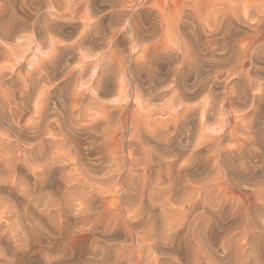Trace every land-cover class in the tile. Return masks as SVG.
<instances>
[{
	"label": "bare ground",
	"instance_id": "bare-ground-1",
	"mask_svg": "<svg viewBox=\"0 0 264 264\" xmlns=\"http://www.w3.org/2000/svg\"><path fill=\"white\" fill-rule=\"evenodd\" d=\"M186 1L108 0L104 6L97 0H88L86 10L78 18L81 3L71 0H0V55L6 56V65L0 69L2 86L8 75L25 69V81L33 89L34 84L41 82L37 76L48 67L55 71L58 65L65 61L70 63V58L79 55L78 65L69 64L64 70V77L73 80L76 86L71 96L64 98L62 107L71 117V129L64 126L61 130L63 146L69 144L81 160L79 136H86L93 146L98 144L96 153L101 155L103 163L113 161L117 166L116 176L111 181L118 194L123 191L124 198L134 191L133 166L142 167L151 185L161 187L166 176L169 195L158 202L151 200L152 207L144 206L147 211L139 208L144 213L140 220L145 221V213L149 215L145 226L152 220L155 222L144 227V232L135 231V244L129 249V260L133 263L158 248L160 241L179 247L186 242L189 264L198 259L205 246L201 252L199 248L204 244L200 245L203 240L196 230L199 216L196 214L199 212L201 219L209 220L211 209L229 205L233 209L235 202H241V189L246 187L242 185L249 179L241 160L251 151L249 143H254L259 133L255 130V121L247 116L248 110L247 115L241 114L239 107L246 105L251 97L255 103L264 101V83H260L264 75V10L260 8L262 12H258V7L255 10L241 3L248 10L245 13L248 18L256 22L253 20L250 25L253 26L247 27L249 30L233 33V24L230 21L229 25L226 16L235 10L226 8L227 4ZM133 2L141 12L143 9L142 14L133 9L136 14L128 12ZM53 7L61 13L57 19L46 12ZM26 11L29 13L25 15ZM69 15V20H63ZM69 26L79 30L73 43L67 44L68 40L63 42L52 35L50 60L46 68L37 70L29 38L50 35L52 31L66 38ZM126 42L141 43V56H125L120 48ZM79 49H86L88 55L81 54L83 50L78 54ZM10 68L11 71H7ZM90 71H94L92 76L96 73L95 76L81 83ZM224 71L239 78L237 90L228 84L221 91L216 89ZM2 86L0 125L10 120L8 114L12 121H18L31 106L40 120L39 127L60 115L57 103L53 101L54 109L50 103L57 86L55 90L43 86L42 95L49 96L36 100L33 105L29 89L24 92L22 101H18ZM256 88L258 91L253 92ZM107 145L110 155L106 153ZM65 181L72 183L70 178ZM255 193L259 202L264 203V189H256ZM120 199L117 197L118 201ZM154 207H159L160 213H154ZM236 207L241 208L240 204ZM174 213L182 216L176 218ZM118 215H122L121 211ZM249 224L246 225L249 233L261 228L256 227L257 222L253 227Z\"/></svg>",
	"mask_w": 264,
	"mask_h": 264
},
{
	"label": "rangeland",
	"instance_id": "rangeland-1",
	"mask_svg": "<svg viewBox=\"0 0 264 264\" xmlns=\"http://www.w3.org/2000/svg\"><path fill=\"white\" fill-rule=\"evenodd\" d=\"M43 1L48 2V0ZM97 1L105 6V1L108 0ZM203 1L211 5L227 4L226 8L229 7L236 11H229V14H233L231 12L234 14L230 16L227 14L226 16L229 25L233 24L231 26L233 30L229 26L233 33L249 30L247 27L254 23L253 20L256 22V19L248 18V14H245L248 10L244 9V5H249L255 10L259 8L258 12L260 8L262 11L264 10V0ZM71 2L81 3L82 7L78 11V18L81 17L86 10L88 0H71ZM131 9L140 11L141 14L143 12V9L141 12V9L139 10L134 2L129 4L127 10L132 14L137 13L136 11L132 12ZM46 12L51 18L56 19L59 18L58 14H61L57 7L46 9ZM28 13L26 11L25 15ZM69 19L70 15L63 20ZM75 27L66 28V38L59 36V32L56 35V31H52L53 34L49 33L51 36L46 34L41 37L32 35L29 38L33 43L31 54L37 70L47 67L53 51L52 35L55 39L58 37L57 39L63 42L68 40L66 43L71 44L79 31ZM67 34L71 39L70 37L68 39ZM131 43L135 42H126L120 50L127 57H140L142 44ZM81 50L83 49L76 52L79 54ZM82 52L81 54L88 55L86 49ZM78 56L70 58L69 62L72 61L70 63L65 61L62 65H58L55 68L56 72L48 67L49 69L47 68V71L41 73L40 77L37 76L41 82L34 84L33 89H30L28 82L25 81L27 79L25 69L21 73H14L13 76L8 75L5 78V85L2 86L0 83L3 89L11 95H15L18 101H22L24 92L29 89L31 91V105L36 100L45 99L49 96L47 94L42 95L46 88L55 90L57 86L54 94H51L53 99L50 103L54 109L53 101L56 102L59 108L58 113L60 112L58 117L54 116L53 119H49L50 121L44 122L43 127H39L40 120L35 115L33 106H31L18 121H12L8 114L7 118L10 120H6L5 124L0 125V264H189L190 256L186 255V242H182V246L179 247L167 241H160L159 247L145 253L140 262L133 263V260H129V249L131 246L133 247L136 237L135 231L140 232L142 230L141 232H144V227L148 225L150 227L155 222L149 221L150 224L145 226L144 222H148L147 216L149 215L145 213V221L140 220L144 213L142 214L139 208L145 211L152 207L150 205L151 200L158 202L162 197L169 195L166 188L168 186L166 176L161 187L151 185L149 175L143 173L142 167L133 166L134 191L130 193L128 198H124L123 191H120L119 195L118 189L114 187V182L111 181L113 176H116L117 166L113 161L111 164V161L103 163L101 155L96 153L98 144L93 146L91 140L86 136L77 135V137L79 136L78 140L82 143L80 152L83 159L81 160L79 157L77 159L75 151L69 144L63 146L60 136L61 130L64 126L70 128L71 117L62 107L66 97L71 96L70 92L72 93L76 86L73 80L64 77V70L66 67L77 66ZM259 63L258 65L262 66ZM49 64L51 65V63ZM5 65L6 56L2 54L0 55V69L4 68ZM11 69L7 71H11ZM51 70L52 73L50 74ZM90 72L82 79L81 83L95 76L96 73L92 76L94 71ZM221 78L216 86L218 91H221L226 84L232 88L234 86L237 90L236 85L239 78L232 76L231 73L227 74L226 71L223 72ZM263 81L264 75H261L260 83H264ZM255 91H258V88L253 92ZM256 103L251 97L246 105L239 107L241 114L247 115L249 112L247 116L255 121L257 126L255 130H259L257 138L255 137L256 141L249 143V145L251 144V151H247V156L241 160V166L249 179H246L245 184L242 185L246 186L247 189L241 186V202H235L233 206L240 204L242 209L235 206L238 210L235 211L236 208L232 209L231 205L211 209L209 220L201 219L199 212L196 214L199 215L196 221L197 225H195L198 226L196 230L198 229L197 231L200 232V237L203 240L200 245L204 244L199 249L202 252L204 246L205 248L198 259L192 260L190 264H253L254 261L255 264H264V203L259 202L255 193L256 189H264V101L263 103ZM241 109H245L246 112ZM90 113L96 112L94 110ZM108 148L107 145L106 150ZM109 150L106 152L107 155H110ZM111 150H113V146ZM134 167L136 168L134 169ZM244 171L242 172L245 173ZM65 178L72 179V183L67 184ZM117 197H121L122 202L124 199L125 201L122 203L120 202L121 199L117 200ZM153 209L154 213H160L159 207ZM119 211H121L122 215L120 216L122 218L118 215ZM176 214L180 215L178 212ZM176 214L174 215L176 218L182 216ZM248 216L253 219L250 218L249 220ZM159 218L158 215V221ZM250 221L251 225L249 224ZM246 223L250 226L255 224L257 227L258 225L257 228H261L257 231L254 228L255 230L249 233ZM186 231L187 229L184 230V232ZM148 232H146L147 236ZM244 234L247 237H244ZM249 236L250 238H248ZM204 254L208 256H203ZM211 254L213 258L210 257ZM147 256L148 258H146Z\"/></svg>",
	"mask_w": 264,
	"mask_h": 264
}]
</instances>
